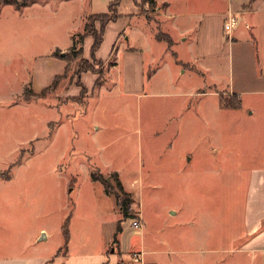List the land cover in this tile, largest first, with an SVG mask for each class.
Instances as JSON below:
<instances>
[{
  "label": "rangeland",
  "instance_id": "1",
  "mask_svg": "<svg viewBox=\"0 0 264 264\" xmlns=\"http://www.w3.org/2000/svg\"><path fill=\"white\" fill-rule=\"evenodd\" d=\"M4 1L0 242L29 234L37 238L38 248L45 240L55 246L60 226L70 216L75 244L113 249L122 254L121 264H143L132 258L134 251H143L147 264H264V255L254 258L236 250L244 236L248 168L263 154L256 143L264 138V102L242 94V106L228 110L222 98L236 103V97L214 93L224 92L222 86L232 88L242 75L250 88L251 80L263 74L256 61L264 57V34L246 27L241 17V32H236L238 26L224 30L222 12L228 2L222 1L212 32L201 38L203 43L218 42L220 49L215 58H207L209 67L202 71L178 61H188L195 51L190 42L180 40L168 53L159 45L154 49L158 64L146 67L145 90L137 94L127 91V55L121 49L119 64L111 68L115 53L110 58L112 43L104 28L98 50L93 51L91 34L83 41V56L104 62L94 64L101 84L95 86L97 77L84 71L86 91L80 95L83 88L75 72L81 56L68 65L54 52H68L93 20L74 19L78 6L59 0H46L45 5L35 0L21 8ZM144 12L153 18L158 13L151 7ZM142 27L150 32L147 25ZM235 34L234 46L225 42ZM133 41L146 42L142 37ZM58 63L64 74L57 85L45 94L43 89L35 93L36 73L46 75ZM159 65L156 78L149 81ZM27 89L36 95H27ZM252 105L254 114L249 113ZM116 174L132 197L133 216H125L115 194L106 190H117ZM140 214L141 228L132 226Z\"/></svg>",
  "mask_w": 264,
  "mask_h": 264
},
{
  "label": "crops",
  "instance_id": "2",
  "mask_svg": "<svg viewBox=\"0 0 264 264\" xmlns=\"http://www.w3.org/2000/svg\"><path fill=\"white\" fill-rule=\"evenodd\" d=\"M59 1L64 4L69 3L77 5L78 15H76L74 19L79 18L81 23L88 19L90 15L107 12L109 5L112 2V0ZM222 1L224 4H226V1L228 2L222 12L224 13L223 24L225 20H227V16L232 13L238 17V22L234 27L242 24V22L239 23V17H241L243 18V21L245 22L243 24L246 27L258 28L260 34H264V0H156L154 10L158 13L155 18L144 12L146 8L150 7L148 6V3L145 4L143 1L140 2V0H120L118 5V13L120 16L118 15L119 17L116 20L110 21L106 24L105 32L109 33V39L112 43L110 58L115 53V59L111 68H114V66L119 64L116 60V54L119 49L127 55L125 76L128 93L141 94L144 92L146 67L153 65L155 62L158 64L154 49L159 45L163 46L168 53L170 50L172 51L174 44L178 41L181 40L183 44L185 42H190L195 47V51L190 55L188 61H178L184 64L192 63L193 66H197L200 70H202L204 66L209 67V64L206 61L207 58H215L219 54L220 49L218 42H208L204 40L203 43L201 38L212 32V22L218 15V9H221L220 3ZM46 3L47 1L43 0L40 5H45ZM32 4H29L28 6ZM118 19H120V25L117 23ZM143 25H147L150 32H147V30L142 27ZM96 26H100V21L96 22ZM222 28L226 30L223 26ZM241 30L242 28H239L238 26L236 32L239 33ZM174 31H176L175 34H173ZM137 37L144 38L146 42L144 44L137 43V45L133 41ZM237 39L238 37L236 34L232 39L228 35L225 42H230L234 46V41ZM259 40H261L260 36ZM73 42L74 39L72 40V43ZM174 52V54L177 55L175 50ZM150 55L151 58H148ZM50 57L53 58L56 56L49 55V58ZM174 61L176 62L177 59H174ZM258 61H256L257 66H260V68L262 66L260 70H262L261 72L263 74H257L256 77H254V81L251 80L254 84L250 88L244 86L246 79L245 76L242 75L243 80L241 81L239 79L236 82V85H232V88L226 89L222 86L225 90L224 92L220 93L216 91L214 93L220 95H234L236 99H239V103H241L242 94H253L258 102H264V88L255 87V85L259 83L264 84L263 54L258 58ZM56 67V69L50 68V71L43 76L40 73L39 75L36 73L33 77V90L35 93L50 86L56 75L64 74V70L60 63H58V66ZM161 68L162 65L154 68L151 74L148 75V80L155 79ZM94 75L98 78L96 73H94ZM36 77L38 79H36ZM213 84L217 85V83L214 82ZM221 84L222 83L219 85ZM82 94L83 93L80 95ZM222 101H225V99L222 98ZM221 104L226 106L228 110H236L242 106V103L236 108L227 106L224 102ZM221 108L224 109L223 107ZM255 111L256 109L252 105L249 113L254 114ZM52 122L53 121H51V123ZM52 125L54 124L52 123ZM56 127V125L54 127L52 126V130L49 134L50 136L55 132ZM256 144L263 148V154L259 156L260 158L256 165L248 168L247 176L249 180L246 191L247 200L243 223L244 236H242V242L240 241L239 245L236 247V250L250 254L254 258L257 254L264 255V138L258 139ZM7 175L8 176L5 178L11 179L12 174ZM10 202H16V200ZM69 219L71 221V217L67 216L62 222V225L60 226L62 229V235H60L57 241H55V246L49 244L48 241L45 240V242H43L44 247H39H43V249L39 250L38 246L36 247L35 245L37 238H32L29 234H17L13 237L9 236V241L2 240L0 242V264H121L123 261L122 254H118L113 249L104 247V249L98 248L99 250H95V247L92 244H85L83 246L75 244L72 230L69 229L68 226ZM66 221L68 223L67 235L64 229ZM47 236L48 234L46 233V237ZM135 252L140 254L142 263L147 264L144 263L143 251H134V253Z\"/></svg>",
  "mask_w": 264,
  "mask_h": 264
},
{
  "label": "trees",
  "instance_id": "3",
  "mask_svg": "<svg viewBox=\"0 0 264 264\" xmlns=\"http://www.w3.org/2000/svg\"><path fill=\"white\" fill-rule=\"evenodd\" d=\"M137 1V0H136ZM144 3H148L149 6L153 9L156 6V0H141ZM33 2H35V0H24L21 1V3L18 0H5L4 3H11V4H15L17 8H21L22 5H29L32 4ZM120 3V0H112L111 4L109 5V9L107 12H101V13H97V14H93L89 16V20H93L92 21V25L90 28H87V23L85 24V31L83 34H81V37L78 41L74 40L73 44L71 45V48L68 50V52H57L55 51L54 54L56 56H62L68 61H71L72 59L81 56V59L78 61V65H77V69H76V77L77 78V82L78 85L82 86L83 90L81 91L82 93H84V91H86L85 86L82 85V81H81V74L84 71H92L93 73H96L98 75V78L96 80L95 86H99V84H101L102 81V77L100 76V73L97 72L94 64L96 63H104L101 60H96L94 59L93 61H90L88 58H86L85 56H83V51H84V47H83V41L85 38V35L87 34H91L94 38L93 40V51L98 50L99 45L101 44V42L103 41V36H104V28L106 26L107 23H109L110 21L116 20L119 16L118 13V5ZM100 21V26H96V22ZM78 43V46H77ZM69 65V63H68ZM113 65V63L111 64ZM68 68V66H67ZM66 68V69H67ZM62 75H56L54 78V82L44 88L40 93L45 94V92L47 90H49L50 88H54L58 81L60 80V77ZM27 95H36L31 89H27L26 91ZM226 104L227 106L230 107H239L241 103H239V99H237L236 103H230V100H226ZM93 175V179L97 180L99 179V176L96 175L95 172L92 173ZM8 175L6 174L5 177H7ZM116 182H117V190L114 191L108 187H106V190L108 192H112L113 194H115V197L117 198V203L120 205L122 212L124 213L125 216H133L132 213L130 212V205L132 203V197L130 196L129 193H127L124 190V185L123 182H121V180L119 179L118 175L116 174ZM67 221L64 224V229L66 232V235L68 234V229H67ZM118 228H120V225H118ZM118 229V230H119ZM115 241H117L116 236H115Z\"/></svg>",
  "mask_w": 264,
  "mask_h": 264
},
{
  "label": "built area",
  "instance_id": "4",
  "mask_svg": "<svg viewBox=\"0 0 264 264\" xmlns=\"http://www.w3.org/2000/svg\"><path fill=\"white\" fill-rule=\"evenodd\" d=\"M237 22H238V17L235 14L230 13L227 16V20H225L223 27L226 30L232 31ZM132 226L140 227L141 226V219L138 217H133ZM133 258L135 260H141L140 254L138 252L134 253Z\"/></svg>",
  "mask_w": 264,
  "mask_h": 264
}]
</instances>
